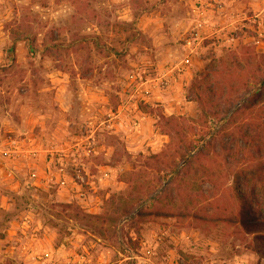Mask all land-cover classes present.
<instances>
[{
  "label": "rangeland",
  "instance_id": "374dc122",
  "mask_svg": "<svg viewBox=\"0 0 264 264\" xmlns=\"http://www.w3.org/2000/svg\"><path fill=\"white\" fill-rule=\"evenodd\" d=\"M252 50L264 0H0V264H264V218L237 198L264 199L263 117L188 175L138 158L170 140L158 113L198 143L190 82Z\"/></svg>",
  "mask_w": 264,
  "mask_h": 264
},
{
  "label": "trees",
  "instance_id": "16d2710c",
  "mask_svg": "<svg viewBox=\"0 0 264 264\" xmlns=\"http://www.w3.org/2000/svg\"><path fill=\"white\" fill-rule=\"evenodd\" d=\"M229 55L230 59L227 63L220 62L196 74L188 86L187 94H193V101L199 108L197 118L193 122L205 130L200 136L201 139L197 140L198 143L186 135V131L193 134V128L185 129L179 124V117L156 114L157 128L170 140L158 153H150L147 156L140 154L138 158L146 169H155L157 173H164L163 181L172 174L173 178H178L180 174L188 175L189 170L193 169L196 163L206 160L207 154L204 148L211 147L212 142H219L220 135L227 129L240 128L239 125L244 122H247L248 127H258L262 117L264 120V55L254 50L244 52L242 63L233 57V53ZM154 105L158 106L157 103ZM137 106L140 112L153 115L152 106L144 102H139ZM261 126L264 128L263 121ZM207 137L205 145L198 147V144ZM179 165L181 168L175 172ZM135 175L137 174L134 171H130L120 176L128 186L132 187L134 177H131ZM238 176L234 178L235 186L238 183ZM260 181L259 183L264 185V180ZM144 184L145 182L133 186L136 195L131 201L140 198L139 194L144 193L145 189H150L149 186L144 187ZM251 193L254 194L252 198L254 200L250 203L246 202L244 193H237L244 214L253 218L252 216L257 213L264 218V199L255 198V189H252ZM253 204L257 205V209H253ZM128 207H131V203ZM125 211L126 209L122 213H126ZM149 214V211L142 208L136 212V217L143 218ZM256 225L263 226L264 220L256 222Z\"/></svg>",
  "mask_w": 264,
  "mask_h": 264
}]
</instances>
